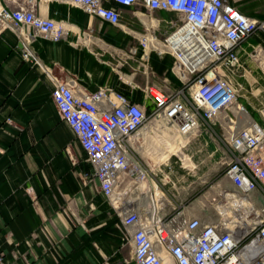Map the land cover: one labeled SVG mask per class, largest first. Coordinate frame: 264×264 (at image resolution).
Returning a JSON list of instances; mask_svg holds the SVG:
<instances>
[{"label": "built area", "instance_id": "1", "mask_svg": "<svg viewBox=\"0 0 264 264\" xmlns=\"http://www.w3.org/2000/svg\"><path fill=\"white\" fill-rule=\"evenodd\" d=\"M10 1L17 2L0 0V35L28 28L60 39L64 27L36 11L42 1L78 5L114 25L122 17L115 5L140 3L178 14L163 38L145 34L139 39L143 61L151 51L170 54L173 72L184 83L176 91L148 85L151 112L110 87L82 92L74 79L54 77L53 99L80 142L101 194L118 211L135 264H264V127L246 113L227 75L244 68L238 48L264 30V20L245 15L230 0H24L17 7ZM137 52L133 47L124 54ZM24 56L35 57L31 52ZM251 58L264 72L262 45L254 47ZM260 113L264 119V105ZM204 131L213 132L227 149L224 177L230 182V187L223 180L213 187L208 198L215 213L209 217L191 215L167 188L168 175L159 177L136 154L160 151L165 156L179 145L182 151L168 160L176 156L181 167L193 169L183 150ZM157 190L159 203L153 197ZM0 264H7L1 250Z\"/></svg>", "mask_w": 264, "mask_h": 264}, {"label": "crops", "instance_id": "2", "mask_svg": "<svg viewBox=\"0 0 264 264\" xmlns=\"http://www.w3.org/2000/svg\"><path fill=\"white\" fill-rule=\"evenodd\" d=\"M230 1L245 15L264 19V0ZM115 6L122 13L118 25L78 5L42 1L36 11L64 27L60 39L28 28L0 35V250L7 264H135L118 211L101 194L92 166L52 96L54 77L74 79L82 92L110 87L153 110L154 101L145 97L148 85L183 88L173 72L174 57L151 51L143 61L139 41L145 34L163 38L178 14L140 3ZM256 45L264 47V30L239 46L244 68L227 75L246 113L264 127V72L251 58ZM133 47L138 52L127 57L124 53ZM25 52L35 57L27 59ZM214 147L190 153L202 155L214 168L225 154ZM137 155L159 173L174 168L173 156L163 160V152ZM221 180L226 182L224 176Z\"/></svg>", "mask_w": 264, "mask_h": 264}, {"label": "rangeland", "instance_id": "3", "mask_svg": "<svg viewBox=\"0 0 264 264\" xmlns=\"http://www.w3.org/2000/svg\"><path fill=\"white\" fill-rule=\"evenodd\" d=\"M258 71L262 74L260 70ZM152 108L153 105L148 106L149 112H151ZM204 137L207 138V142L204 140ZM213 146H216L214 147L215 151L218 150L223 153L224 151H227V149L225 150L223 148V142L214 138L213 132L204 131L203 133H196L183 150L185 154L190 155L192 159L190 165L194 168L181 167V162L178 157L173 156L171 162L173 163L174 168L172 171L164 173L168 175V179L171 181L167 184V188H169L170 192L176 195L179 200L185 203L190 214L194 216L209 217L214 215L215 210L210 205L208 197L212 195L214 191L213 187L224 176L226 165H224L223 162L227 160V155L223 154L218 165L211 168L212 166L209 164L206 165V163L203 162V159H201L202 155L193 156L190 151H209ZM164 174L159 173V177H163ZM182 175L186 177L184 180H180ZM173 182L176 183L175 186H173ZM226 185H230L228 179H226Z\"/></svg>", "mask_w": 264, "mask_h": 264}, {"label": "bare ground", "instance_id": "4", "mask_svg": "<svg viewBox=\"0 0 264 264\" xmlns=\"http://www.w3.org/2000/svg\"><path fill=\"white\" fill-rule=\"evenodd\" d=\"M180 151H182V148H180V146L177 145L176 148L172 149L171 151H168V153L163 157V160L167 159L170 156L171 153H173V152H176V153L179 152L180 153ZM143 186L146 187V188H149V185L146 184V183H144ZM153 197L160 199L161 192H158V191L153 192Z\"/></svg>", "mask_w": 264, "mask_h": 264}]
</instances>
